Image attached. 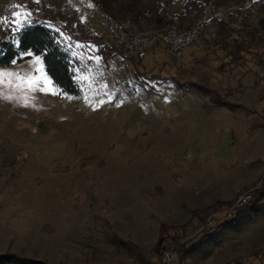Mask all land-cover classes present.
Wrapping results in <instances>:
<instances>
[{"label":"rangeland","instance_id":"obj_1","mask_svg":"<svg viewBox=\"0 0 264 264\" xmlns=\"http://www.w3.org/2000/svg\"><path fill=\"white\" fill-rule=\"evenodd\" d=\"M44 3L55 9H46ZM65 3L98 37L88 36V43L75 45L78 95L61 94L34 56L0 67V255L44 264H140L129 258V245L154 264L160 255L151 252L164 224L177 228L176 239L164 246L184 247L187 255L181 264H225L228 258L227 264H241L232 260L240 226L228 230L216 214L264 181V172L227 205L200 212L194 225L180 228L195 211L180 207L185 200L181 191L188 184L218 190L211 182L218 175L217 163L210 152L196 160L195 151L206 141L202 131L189 125L210 124L207 152L221 125L216 116L201 110L205 99L179 97L177 82L194 80L220 95L230 92V98L241 103L260 101L264 49L247 57L254 63L226 65L222 72L219 64L225 59L216 50H203V65L195 59L181 68V59L174 61L164 48L154 46L134 68L120 50L118 57L99 56L105 50L93 42L102 40L112 47L113 38L92 1ZM181 4L176 0L170 8L179 10ZM55 10H65L63 1L0 0V27L48 19ZM213 29L210 24L202 45ZM192 49L184 50L182 59ZM203 51L198 59H204ZM261 185L262 198L264 182Z\"/></svg>","mask_w":264,"mask_h":264},{"label":"trees","instance_id":"obj_2","mask_svg":"<svg viewBox=\"0 0 264 264\" xmlns=\"http://www.w3.org/2000/svg\"><path fill=\"white\" fill-rule=\"evenodd\" d=\"M61 1L64 3L65 10L58 12L55 10V14L49 16L48 19L33 18L26 20L18 28H13L12 24L0 27V67H9L15 63H20L27 59L29 55L39 57L44 72L52 85L61 94L75 96L80 93V85L76 81L75 76V66L77 63L74 58L75 45L88 43L90 36L92 39H98V37L90 34L92 33L90 28L80 21L74 8L67 6L65 0ZM90 1L100 11L106 22L109 19L129 21L138 29H152L166 23H174L180 28L189 29L200 19L203 6L207 0H181L182 8L175 11H172L170 7L176 0ZM261 2H264V0H217L219 7H236L235 11L227 12L226 17L223 19H210L208 21V25H213L214 29L212 30L213 32L209 31L207 41L212 42L213 50L222 54L225 59V61H221L219 64L220 69H223L226 65L238 62L254 63L252 57H247L252 56L259 49H264V3ZM43 6L46 9H55L49 3H44ZM252 20L254 21L253 23ZM143 24H146L148 27L144 28ZM235 24L239 25L237 30L233 28ZM232 31L238 33L237 40H229V35ZM93 44L105 50L104 53L99 52V56H105V54H107L108 58L120 56L114 46L109 47L102 40L93 42ZM154 46L156 45L152 44L150 47ZM125 55L134 68L140 66L142 60L129 57L127 54ZM167 55L169 58L175 59L168 53ZM136 75L139 78L140 74L136 73ZM177 86L182 91L193 90L203 96H207L210 103L215 106L220 107L224 104L225 98L222 95L198 82L188 81L182 84L178 81ZM228 203L215 202L207 209L193 211L188 224L182 225L180 228L185 230V228L194 225V221L199 217L200 212H208L210 209H216ZM236 217L237 214L233 218L223 221L220 225L232 222ZM176 229V226L160 225L157 241L151 252L153 255L159 256L166 247L164 243L168 240L176 239L174 235ZM127 251L129 258H132L135 263L150 264V262L146 261L141 254L129 245ZM184 251L185 249L182 246L177 249L176 258L179 257L178 264H181L183 257L187 255V252ZM235 262L241 261L237 259ZM0 264L44 263L3 254L0 255Z\"/></svg>","mask_w":264,"mask_h":264},{"label":"crops","instance_id":"obj_3","mask_svg":"<svg viewBox=\"0 0 264 264\" xmlns=\"http://www.w3.org/2000/svg\"><path fill=\"white\" fill-rule=\"evenodd\" d=\"M199 51H203V49L194 48L190 50L187 57L179 62L180 67H187L193 63L194 60L191 59V55L194 53H196L198 64L203 65L207 60V52L203 51L205 53L204 59H198ZM218 56L223 57L220 53ZM173 60L176 61V59ZM221 71L224 72L225 67ZM179 91L177 92L181 98L182 96L196 95L198 99H205V102L201 103V110L216 116L213 119L220 122L221 125L217 126V139L211 142L208 152L205 150L206 144H209L205 134L210 124L197 125L191 123L189 125L191 130L202 131L201 138L206 141L203 148L195 151L198 155L196 160H203V154L208 155L210 152L211 159L217 163L218 175L211 182L218 190L206 188L199 184H188L189 186L181 191L185 200L179 205L180 207L185 206L188 211H192L202 210L217 201L229 202L241 190L252 185L264 172V108L259 109V106L264 105V93L259 97L260 101L247 104L233 101L230 98L231 93L224 91L221 94L225 98L224 104L218 107L210 103L207 96L196 91ZM212 107L224 108L225 110L219 112ZM252 115L257 118L255 122L249 120ZM211 120L209 123L212 122ZM208 179L205 180L208 181ZM261 201L240 211L234 221L227 222L222 226L228 230L235 229L236 224L240 226L239 234L235 237V243H238V247L234 250L232 260L247 256L248 261H243V263L241 261V264H264V200ZM230 261L228 258L224 263L227 264Z\"/></svg>","mask_w":264,"mask_h":264},{"label":"built area","instance_id":"obj_4","mask_svg":"<svg viewBox=\"0 0 264 264\" xmlns=\"http://www.w3.org/2000/svg\"><path fill=\"white\" fill-rule=\"evenodd\" d=\"M235 10V6L223 8L217 5V0H207L203 6L200 19L189 29L180 28L174 23H166L158 28L138 29L129 21H117L113 19L107 21V29L112 35L113 46L129 57L143 60L148 48L154 44L164 48L173 58L182 60L184 50L189 47L202 48L205 51L213 50L212 42L201 44L202 35L209 26L208 21L210 19H223L226 17L227 12ZM237 39L238 33L232 31L229 35V40L233 41ZM196 57V53L191 55V59L193 60ZM262 182L264 181L239 194L228 210L216 214V216L220 220H228L233 218L238 212L250 208L253 204L262 202L261 200H264V196L262 198L260 196ZM210 219H212V216L208 218V223L211 222ZM176 254V246H167L154 264H176Z\"/></svg>","mask_w":264,"mask_h":264},{"label":"snow or ice","instance_id":"obj_5","mask_svg":"<svg viewBox=\"0 0 264 264\" xmlns=\"http://www.w3.org/2000/svg\"><path fill=\"white\" fill-rule=\"evenodd\" d=\"M18 7H20V6H18ZM16 15L18 16V15H19V13H16ZM36 59H37V60H39V57H36Z\"/></svg>","mask_w":264,"mask_h":264}]
</instances>
